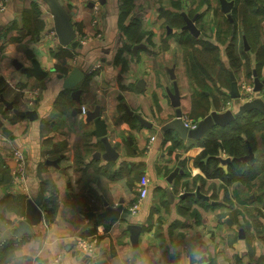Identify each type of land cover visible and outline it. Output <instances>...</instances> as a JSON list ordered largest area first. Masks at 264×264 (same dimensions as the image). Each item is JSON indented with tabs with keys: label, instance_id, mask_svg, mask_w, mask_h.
<instances>
[{
	"label": "crops",
	"instance_id": "obj_1",
	"mask_svg": "<svg viewBox=\"0 0 264 264\" xmlns=\"http://www.w3.org/2000/svg\"><path fill=\"white\" fill-rule=\"evenodd\" d=\"M63 3L81 48L60 47L48 37L55 21L46 0H0V89L6 100H17L20 109L38 114L33 121L9 119L0 103V118L11 131L7 136L0 129V159L10 176L0 187L3 240H19L13 230L26 220L29 201L37 202L42 195L43 218L31 223V234L54 229L72 236V256L80 264H138L142 259L148 264H264V185L258 183L253 193L238 183L227 188L195 167L213 140L222 144L236 125L252 118L264 126V115H245L197 140L162 131L176 116L170 98L174 81L184 116L198 123L212 111H237L242 104L230 97L231 73L240 89L242 84L253 86L255 69L264 78L259 55L241 50L240 22L232 41V33L227 37L232 24L216 0ZM183 14L197 17L199 36L184 29ZM233 43L236 51L230 54ZM31 54L48 72L44 80L28 77L16 66L31 67ZM75 68L84 78L74 89L65 88ZM76 90H81L78 100ZM98 106L107 137L119 153L116 160L103 158L106 150L95 123L82 111ZM137 116L152 127L143 126ZM16 150L26 157L25 182L14 179ZM219 156L231 157L222 148ZM219 168L226 172L228 164ZM143 175L150 181L149 194L133 214L130 207L139 197ZM50 184L58 191V209L51 220ZM104 201L113 208L122 205L126 218L99 217L91 224L82 212L100 214ZM130 225L141 228L136 244ZM79 239L90 240L93 249L85 251ZM195 250L202 259L193 256Z\"/></svg>",
	"mask_w": 264,
	"mask_h": 264
},
{
	"label": "water",
	"instance_id": "obj_2",
	"mask_svg": "<svg viewBox=\"0 0 264 264\" xmlns=\"http://www.w3.org/2000/svg\"><path fill=\"white\" fill-rule=\"evenodd\" d=\"M51 13L54 16L55 21V31L58 36V42L60 47H70L72 49L81 48L82 45L77 40V34L74 28V24L70 21L66 10L64 8L63 0H46ZM222 8L224 12H230V6H232L233 2H228L227 0H221ZM186 18V15H184ZM187 24L184 29L188 30L189 32L193 33L196 31V27L193 25V22L190 19L186 18ZM195 36L199 35L198 30L194 33ZM28 58L32 60L31 67H24L23 64L16 62L17 68L26 76L34 77L38 80H44L48 72L44 71L41 67L40 62L33 56V54L28 55ZM171 77L175 79L174 70L170 71ZM84 78V73L75 68L70 76H68L65 80V88L74 89ZM232 87L229 92L230 97L232 100H237L242 102V95L236 82L234 75H232ZM263 82H260V79L257 77L255 81V88H253V92H260L263 88ZM81 90H76L73 92V96L80 95ZM179 86L176 81H174V92L170 95L172 105L176 108V116L174 119L170 120L168 123L162 126V131L164 133L169 131H174L177 133L182 139H201L206 133L209 131H213L216 127H225L232 122H235L237 119L244 117L245 115H250L254 112H259L264 115V100L261 98H253L252 100L243 101L242 104H238V110L235 111L234 109H227L224 112L212 111L206 117L198 121L197 127L195 129H189L185 121L183 119V112L181 109V96H180ZM77 100L79 96L75 97ZM0 103H3L7 110H11L14 115L13 118L22 117L27 118L29 120H36L38 118V114L34 110H19L14 107V103L6 100L3 95V90L0 89ZM89 120L94 121L96 126L95 134L100 138L103 146L105 147L106 153L103 155V158L107 160H116L119 157V153L113 148L110 140L107 137V129L106 123L101 118V111L100 106L96 107L92 112L87 113ZM139 122L145 127H152V124H149L146 120H144L141 116H137ZM161 124L162 122L159 121ZM0 129L7 135H11V131L8 127L5 126L3 120L0 118ZM101 154L98 152L97 157H100ZM255 158V153L253 148L250 147L249 155L244 156L241 158H232V157H222L218 156L222 165L232 163L233 161H244L250 162L252 159ZM49 164L58 166L57 161H50ZM177 172H174L169 177V181L172 182L173 177L176 175ZM169 197L172 198V192L168 189ZM189 195V194H185ZM196 195L198 197H204L200 194V190L197 189ZM184 198V195L183 197ZM42 205V195H40L39 200L32 201L30 200L28 203V210L26 220L21 221L19 226L13 230V234L16 236L22 237L24 235L32 233V222H40L43 218V212L41 210ZM105 211L97 214L93 211H84L82 214L86 216L90 223L92 224L95 220L99 217L108 219V220H119L126 216L123 215L124 208L122 205L118 206L117 208H113L108 204L107 201H104ZM77 208L74 209L76 211ZM128 220V219H127ZM130 230L132 232V240L136 244L139 233L141 228L139 226L130 225Z\"/></svg>",
	"mask_w": 264,
	"mask_h": 264
},
{
	"label": "trees",
	"instance_id": "obj_3",
	"mask_svg": "<svg viewBox=\"0 0 264 264\" xmlns=\"http://www.w3.org/2000/svg\"><path fill=\"white\" fill-rule=\"evenodd\" d=\"M244 1L249 5L248 9L250 13L248 17L250 18V21L253 22L250 26L246 25V34L252 42H259V46L255 48L258 51L260 59L258 65L259 68L264 63V45L260 42L263 28L262 23H264V0ZM259 16H261L260 19L258 18ZM243 23L245 25L244 21ZM14 103L15 105L18 104L17 100H14ZM17 119L19 118H16L15 120ZM258 131H264V126L259 118H252L236 125L230 131V134H228L223 140L222 144L218 139H215L206 146L196 158L195 167L200 169L206 177L222 180L227 188L238 183V185L240 184L246 187L245 192L250 193L256 188V182L260 185H264V152L257 155L255 154V158L248 163L243 161H233L232 163H229L228 170L225 172L223 169L219 168V164L221 163L218 159L219 148H222L228 156L238 159L249 152V142L254 153H258L259 150L257 149L258 145L256 137ZM207 156L211 157L208 158L207 162H204V159ZM2 165L3 163L0 159V187L4 185L6 186L10 179L8 170ZM49 188L52 191L53 200L47 208V216L51 220L56 215L58 209V191L53 184H50ZM0 219L4 220L5 218L0 214ZM0 234L2 235L1 232ZM18 244L19 240H3V237H0V264L6 263L10 259L12 251L18 246Z\"/></svg>",
	"mask_w": 264,
	"mask_h": 264
},
{
	"label": "clouds",
	"instance_id": "obj_4",
	"mask_svg": "<svg viewBox=\"0 0 264 264\" xmlns=\"http://www.w3.org/2000/svg\"><path fill=\"white\" fill-rule=\"evenodd\" d=\"M18 246L12 251L9 264H80L72 256L75 239L50 229L40 234H28L27 238L19 237ZM196 259H202L198 250L193 252ZM138 264H148L147 259Z\"/></svg>",
	"mask_w": 264,
	"mask_h": 264
},
{
	"label": "built area",
	"instance_id": "obj_5",
	"mask_svg": "<svg viewBox=\"0 0 264 264\" xmlns=\"http://www.w3.org/2000/svg\"><path fill=\"white\" fill-rule=\"evenodd\" d=\"M7 0H2V2H6ZM2 10H5V5H2ZM48 37L51 39H54L55 41H58V36L55 30H51L50 33H48ZM70 48V47H68ZM71 49V48H70ZM241 95H242V100L243 101H248L252 100L253 98H263L264 99V91L263 92H253V86H248L247 84H242L241 89H240ZM35 94H38V90H35ZM83 114H87V109L86 107L82 108ZM183 119L185 121L186 126L189 129H195L197 127L196 122H191L188 120L187 116H183ZM154 139V138H152ZM13 158L15 161V166L13 168V175L14 179L20 182H25L27 177H26V157L25 155L19 151L16 150L13 153ZM149 178L147 175L141 176V179L138 184V192H139V197L136 202L132 204L130 207V211L135 214L138 213L143 201L147 198L149 194ZM78 244L85 250V251H91L93 249V243L88 240V239H79Z\"/></svg>",
	"mask_w": 264,
	"mask_h": 264
},
{
	"label": "flooded vegetation",
	"instance_id": "obj_6",
	"mask_svg": "<svg viewBox=\"0 0 264 264\" xmlns=\"http://www.w3.org/2000/svg\"><path fill=\"white\" fill-rule=\"evenodd\" d=\"M216 1L218 3V6H220L221 11L227 16V19L232 24V29H231V31L229 30V33H228V36L227 37H229L230 34L232 33V35H233L232 41L236 40V35L238 33V31H237L238 30L237 22H240V24H241V26H240L241 30H240V38H239V40H240V44H241V50L244 53L245 52H248V53L254 52L257 55L258 54V51L255 48H257L259 46V42H252L250 40V38L247 36V34H246L247 26H250V25L253 24V22H251L250 21V18L248 17L249 16V13H250V11L248 9L249 5L246 4V2L244 0H227L228 2H233L234 4L232 6H230V12L226 13V12H224V10L222 8L221 0H216ZM244 16H246V17H244ZM183 17H184V14H183ZM186 18L190 19V21L193 22V25L196 27V29L198 30V32L200 34V30L195 25V23L197 21V17L194 16L193 18H190V17L186 16ZM186 18L184 17L185 21H186ZM243 21L245 22V25L243 24ZM186 24H187V21H186ZM186 24H185V26H186ZM196 31H194L191 34L193 36H195L194 33ZM195 37H197V36H195ZM260 42L264 45V32L263 31H262V35H261ZM228 50H229V53L230 54L231 53L233 54L236 51L235 44L233 43L231 47H228ZM258 72L259 71H257V69H255L254 72H253V75H252V78H253V88H255V81H256V78L257 77L260 79V82H263L264 81V78L262 79L260 73H258ZM232 75H234V74L231 73V76H230V79H231V85H230V87H232V82H233ZM234 77H235L236 82L238 83V86H239V89H240L239 79L236 77V75H234ZM263 91H264V84H263V88H262V90L260 92H263ZM261 99H263V98H261ZM248 146H249V149H250V147H252L249 142H248ZM248 155H249V152L246 155H244V156H248ZM246 163H248V162H246ZM256 184L258 186V182H256ZM250 193H253V191H251Z\"/></svg>",
	"mask_w": 264,
	"mask_h": 264
},
{
	"label": "rangeland",
	"instance_id": "obj_7",
	"mask_svg": "<svg viewBox=\"0 0 264 264\" xmlns=\"http://www.w3.org/2000/svg\"><path fill=\"white\" fill-rule=\"evenodd\" d=\"M262 31L264 32V23H262ZM211 77H212V74H211ZM214 81V80H213ZM216 81V80H215ZM216 84H217V81L215 82ZM215 83H214V86H215ZM11 101V100H10ZM13 101V100H12ZM17 103L18 104H16L17 106L15 107V105H14V107L15 108H17V109H19V110H22L23 109V107L24 106H22V109H20L21 108V106H20V108H19V101H17ZM26 111V110H25ZM4 113H6V117L7 118H9V119H15V118H13V115H14V113L11 111V110H7L6 108H4ZM17 118V117H16ZM6 121V120H5ZM7 122V121H6ZM8 125V124H7ZM263 134H264V132L263 133H259L258 135H257V149L259 150L258 151V154H261V153H263L264 152V146H263V141H264V138H263ZM261 146V147H260ZM261 148V149H260ZM0 237H3L1 234H0Z\"/></svg>",
	"mask_w": 264,
	"mask_h": 264
}]
</instances>
